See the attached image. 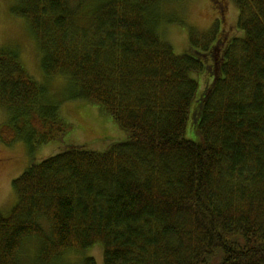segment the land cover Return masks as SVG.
<instances>
[{"label":"trees","instance_id":"16d2710c","mask_svg":"<svg viewBox=\"0 0 264 264\" xmlns=\"http://www.w3.org/2000/svg\"><path fill=\"white\" fill-rule=\"evenodd\" d=\"M176 1L12 0L42 72L67 77L69 99L102 107L128 139L68 149L13 180L0 264H52L97 243L104 264H264V0H233L240 37L191 32L199 58L158 34L159 9ZM204 70L200 93L191 75ZM0 109L17 111L0 126L5 145L70 129L10 47L0 48ZM29 240L39 245L24 262Z\"/></svg>","mask_w":264,"mask_h":264},{"label":"rangeland","instance_id":"374dc122","mask_svg":"<svg viewBox=\"0 0 264 264\" xmlns=\"http://www.w3.org/2000/svg\"><path fill=\"white\" fill-rule=\"evenodd\" d=\"M12 7V0H0V48L10 47L18 51L27 74L46 89L48 104L58 106V116L70 125V129L60 140L43 145H29L22 140L5 145L0 141V212L3 215H7L17 201L12 187L13 180L31 165L68 149L104 152L110 145L128 139V134L115 124L102 107L86 100L69 99L71 89L67 77H49L42 72L41 56L36 42L25 20L14 14ZM158 13V34L177 55L199 58L197 53H200V47L191 44V32L199 35L201 41L204 35L209 36L215 28H221L225 38L242 36V32L237 29L238 14L233 0H181L166 4ZM201 60L205 66V58L202 57ZM191 76L199 80L200 93L211 82L205 70ZM16 112L0 109V126L16 119ZM197 119L198 117L191 130L188 123L185 133L188 140L198 139ZM25 130L26 127L23 128L22 134ZM38 245L37 240L27 241L21 251V260H29ZM84 257L93 258L96 264H104L101 244H94L82 252L67 251L52 264H78Z\"/></svg>","mask_w":264,"mask_h":264},{"label":"flooded vegetation","instance_id":"af4514ba","mask_svg":"<svg viewBox=\"0 0 264 264\" xmlns=\"http://www.w3.org/2000/svg\"><path fill=\"white\" fill-rule=\"evenodd\" d=\"M219 20H220V19H219ZM219 32H220V34H221V30H220V29H219L218 33H219ZM217 35H218V34H217ZM218 39H219V38H217L216 41H214V42H216V43L212 44L210 48H214V47H216V46L218 45V43H220L221 40H220V39L218 40ZM217 40H218V42H217Z\"/></svg>","mask_w":264,"mask_h":264}]
</instances>
